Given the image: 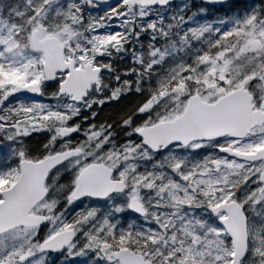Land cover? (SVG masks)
<instances>
[{
  "label": "snow or ice",
  "instance_id": "1",
  "mask_svg": "<svg viewBox=\"0 0 264 264\" xmlns=\"http://www.w3.org/2000/svg\"><path fill=\"white\" fill-rule=\"evenodd\" d=\"M0 0V264H264V0Z\"/></svg>",
  "mask_w": 264,
  "mask_h": 264
},
{
  "label": "trees",
  "instance_id": "2",
  "mask_svg": "<svg viewBox=\"0 0 264 264\" xmlns=\"http://www.w3.org/2000/svg\"><path fill=\"white\" fill-rule=\"evenodd\" d=\"M222 10H223L222 8L219 9V11H222Z\"/></svg>",
  "mask_w": 264,
  "mask_h": 264
},
{
  "label": "water",
  "instance_id": "3",
  "mask_svg": "<svg viewBox=\"0 0 264 264\" xmlns=\"http://www.w3.org/2000/svg\"><path fill=\"white\" fill-rule=\"evenodd\" d=\"M225 1V0H224Z\"/></svg>",
  "mask_w": 264,
  "mask_h": 264
}]
</instances>
